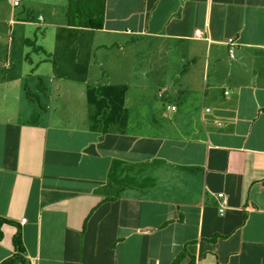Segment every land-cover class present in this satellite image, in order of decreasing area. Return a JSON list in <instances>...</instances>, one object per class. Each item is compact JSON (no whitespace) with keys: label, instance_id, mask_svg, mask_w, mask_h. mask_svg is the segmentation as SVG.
<instances>
[{"label":"crops","instance_id":"1","mask_svg":"<svg viewBox=\"0 0 264 264\" xmlns=\"http://www.w3.org/2000/svg\"><path fill=\"white\" fill-rule=\"evenodd\" d=\"M5 5L0 264L19 233L26 264H264V0H107L99 31Z\"/></svg>","mask_w":264,"mask_h":264},{"label":"trees","instance_id":"2","mask_svg":"<svg viewBox=\"0 0 264 264\" xmlns=\"http://www.w3.org/2000/svg\"><path fill=\"white\" fill-rule=\"evenodd\" d=\"M106 7L107 0H67L66 25L69 28L102 30L105 26ZM13 224V222L0 218V243L4 239L3 226ZM13 243L17 254L2 264H26L22 256L25 251L20 233L15 236ZM188 254L185 248L172 264H182Z\"/></svg>","mask_w":264,"mask_h":264},{"label":"rangeland","instance_id":"3","mask_svg":"<svg viewBox=\"0 0 264 264\" xmlns=\"http://www.w3.org/2000/svg\"><path fill=\"white\" fill-rule=\"evenodd\" d=\"M25 1H26L27 5H28L27 8H25L23 6L24 5V3H23L19 8L15 9V8H13L11 6L12 2L10 0H3L4 3L8 4V5H5L6 6L5 9H8L9 11H12V9H13V13H12L13 15H18V14H21V13H25V15L26 14L28 15L29 13L32 14L31 12L33 10H36V12H38L37 13L38 15L41 14L43 16V14H45L46 16H49V15L52 14V10L54 8H56L57 12H59V11L62 10V8H61L62 5L61 4H64L65 2L67 3V0H25ZM64 7H65V10H66L67 9V5H64ZM43 31H44V29L41 30V33H43ZM37 34H39V32ZM28 43H29V48L31 50H34V47L37 45L35 40L31 39V41L28 42ZM159 54L162 55L161 52H159ZM176 58L174 59V57H172L171 60H175L176 61ZM154 61H158V59H156ZM138 63H139V65L144 66V62H143V60L141 58H138ZM167 67H168V65H167ZM167 67L165 68V72L167 70ZM185 67H186V65H185ZM158 70L160 71V69H158ZM173 71H174V69L171 71L172 74H173ZM140 78H144V76H140ZM127 86H128V89L136 88V85H134L132 83L128 84ZM105 92H106V90H105ZM105 94L109 95L110 97H112V95H113V97H117V85L113 86V91L112 92L111 91H107ZM104 99L107 102L105 103V108H102L100 113H101L102 116H107L109 118L108 121H106V123H107L106 125L112 127L115 124V122H117V120H118L119 126L122 127L123 115L121 114L119 117L112 118V116H111L112 112H111V110L109 108L110 106L117 105V101L112 100L113 102H110V98H108V97H104ZM134 104L135 103H133V105ZM131 110L133 111L132 113H134V115H135L136 111L133 110V109H131ZM87 113L88 112L85 111V105H84V107L79 109V114H76V113L74 114L75 122L79 121L77 123L79 125L83 118H87L88 117V115H86ZM100 113L97 111L96 113H94L92 115H93V117H101ZM116 115H117V112H116ZM94 120L96 121L95 124L97 123V119H92L91 118L90 119L91 125H94ZM138 120H140V117L138 118ZM104 121H105V119H104ZM125 121H126V118H125ZM129 121L135 123L134 122V118L129 119ZM143 121H145V120H143ZM104 124H105V122H104ZM142 125L144 126V123L140 124V126H142ZM103 126L104 125H100L99 127H101V129H102Z\"/></svg>","mask_w":264,"mask_h":264},{"label":"built area","instance_id":"4","mask_svg":"<svg viewBox=\"0 0 264 264\" xmlns=\"http://www.w3.org/2000/svg\"><path fill=\"white\" fill-rule=\"evenodd\" d=\"M20 2L21 0H12V4L14 7H18L20 6ZM197 36H200V33H197ZM232 54V52H231ZM219 203V212L220 214H224V212L228 209V199L225 196L222 195H218L217 197H215ZM23 223H26V220H23Z\"/></svg>","mask_w":264,"mask_h":264}]
</instances>
